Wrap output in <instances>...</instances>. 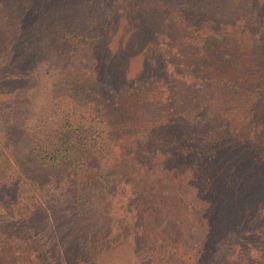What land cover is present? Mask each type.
Instances as JSON below:
<instances>
[{"label":"trees","instance_id":"16d2710c","mask_svg":"<svg viewBox=\"0 0 264 264\" xmlns=\"http://www.w3.org/2000/svg\"><path fill=\"white\" fill-rule=\"evenodd\" d=\"M125 183L128 263L264 264V0H0V255L52 264L39 191L85 261Z\"/></svg>","mask_w":264,"mask_h":264},{"label":"rangeland","instance_id":"374dc122","mask_svg":"<svg viewBox=\"0 0 264 264\" xmlns=\"http://www.w3.org/2000/svg\"><path fill=\"white\" fill-rule=\"evenodd\" d=\"M149 12L158 14V10ZM110 31L111 32H109L110 35L108 41L110 42V44H114L117 36V31L113 32V29H111ZM139 58L140 54H138V56L132 57L130 60V65H137L138 61L134 60H139ZM133 70L134 68L130 67L129 72H132ZM250 115L251 112L248 113L247 109L243 111V116L249 117ZM128 191V183H125L123 188L119 187L114 191L111 196L113 199L112 201L107 202L106 200H104L109 205L100 206L98 208L101 213H105L104 222L102 224L106 227V234H103V229L99 228L101 224V222L99 221H96L94 227L93 223L85 226V229H94L93 231L95 232V234L92 236V238L95 243V248L92 249L91 253L90 249L88 253H81L82 255L80 256L83 257L85 261H81L79 264H130L128 263L129 261L139 259V253H142L143 257H147L150 254L151 250L156 249V252L159 250L158 248H156L157 246H155V244H159V238L157 239L156 243L152 241L153 238H157L155 228H152L148 235H144L141 231V227L136 224L137 219L131 213V209L130 207H128L127 203ZM34 195L35 197L41 199L39 208L42 218H38L37 223L39 225L40 231L43 230V225H45L43 233H46V236L48 237L52 248V264H76V258H72V256L66 253L71 252L74 254V252L72 251L73 248L67 249L68 247L61 246V244L65 242V239L68 237V235L64 238L60 235V229L64 228H67L66 233L69 234V232L74 228V225L77 224L75 222V219H73V217H71L64 208L57 211L55 210V204H47L44 201V195H41L39 191H35ZM76 204L79 205V203L77 202ZM102 204H104V202ZM77 211L78 210L76 209V212ZM53 212L56 213V219L53 216ZM71 215L74 216L75 212L71 213ZM44 216L46 218L45 222ZM156 218L159 221L163 220L165 224L166 220L162 218L161 215L156 216ZM80 219L81 218H77L76 220L80 222ZM178 227L179 229L175 231L176 235L182 236L183 233H187L186 226ZM85 233L88 234L87 231H85ZM159 235L161 237L160 232ZM171 242L175 243V245H179L180 241L178 239H172ZM187 245L188 244L183 242V247ZM96 250L98 251L95 252ZM158 253H160V251ZM6 255L7 257L5 258V260L0 255L1 264L3 263V261L7 262L8 264H18V262L20 261L19 258L14 257L15 255L13 253L6 252ZM203 257L204 256H200L201 261H203ZM156 261L157 260L152 261L151 263L156 264Z\"/></svg>","mask_w":264,"mask_h":264}]
</instances>
